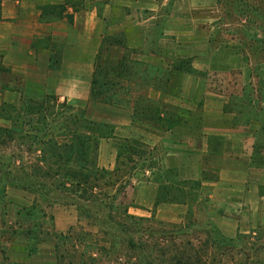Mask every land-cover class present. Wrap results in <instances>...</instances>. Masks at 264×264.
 <instances>
[{
    "label": "rangeland",
    "instance_id": "1",
    "mask_svg": "<svg viewBox=\"0 0 264 264\" xmlns=\"http://www.w3.org/2000/svg\"><path fill=\"white\" fill-rule=\"evenodd\" d=\"M214 11L215 35L191 41L172 60L163 52L155 55L159 67L147 65L150 54L135 47L102 50L89 100L1 105L0 234L25 241L32 255H47L48 264H90L93 254L117 264H219L218 253L232 242L201 228L198 211H179L181 222L171 221V200L198 203L202 183L186 179L182 164L171 162L167 131L184 119L199 122L201 115L178 113L166 93L177 95L188 71L206 78L201 92L222 96L226 111L242 90L254 92L261 108L264 0H216ZM140 18L133 30L150 46V35L169 19V7L157 16L147 10ZM225 44L243 56L245 84L238 71L200 69ZM198 158L191 164L199 166Z\"/></svg>",
    "mask_w": 264,
    "mask_h": 264
},
{
    "label": "crops",
    "instance_id": "2",
    "mask_svg": "<svg viewBox=\"0 0 264 264\" xmlns=\"http://www.w3.org/2000/svg\"><path fill=\"white\" fill-rule=\"evenodd\" d=\"M215 5L216 0H0V129L1 105L7 102L89 100L102 50L107 54L135 47L150 54L146 64L151 67L160 66L154 56L162 52L168 60L185 54L191 41L204 42L215 35ZM166 7L169 19L161 32L150 35L149 46L133 29L142 23V12L157 16ZM133 34L136 41L131 40ZM232 49L226 44L218 47L215 57H208L207 68L200 69L222 74L235 70L245 84L243 56ZM205 79L187 71L177 95L166 93L178 113L201 115L199 122L184 119L167 131L171 162L182 164L186 179L202 183L198 203L171 200V221L181 222L179 211H198L195 218L201 228L214 230L222 242H232L230 249L218 253L219 264H264V105L257 108L255 93L242 90L231 97L235 105L226 111L222 96L201 92ZM196 158L199 166L191 164ZM194 167L199 173L191 172ZM152 197L154 202L156 196ZM17 239L0 234V264L49 263L47 255H32L28 243ZM93 255L96 259L90 264H117Z\"/></svg>",
    "mask_w": 264,
    "mask_h": 264
},
{
    "label": "trees",
    "instance_id": "3",
    "mask_svg": "<svg viewBox=\"0 0 264 264\" xmlns=\"http://www.w3.org/2000/svg\"><path fill=\"white\" fill-rule=\"evenodd\" d=\"M96 83V82H95Z\"/></svg>",
    "mask_w": 264,
    "mask_h": 264
}]
</instances>
